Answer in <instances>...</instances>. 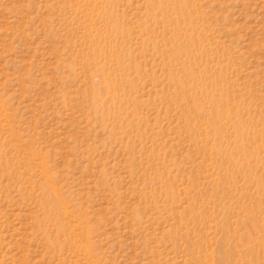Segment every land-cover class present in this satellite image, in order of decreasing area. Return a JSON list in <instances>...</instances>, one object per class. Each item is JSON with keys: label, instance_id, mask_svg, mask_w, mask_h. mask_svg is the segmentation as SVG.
<instances>
[{"label": "rangeland", "instance_id": "1", "mask_svg": "<svg viewBox=\"0 0 264 264\" xmlns=\"http://www.w3.org/2000/svg\"><path fill=\"white\" fill-rule=\"evenodd\" d=\"M0 264H264V0H0Z\"/></svg>", "mask_w": 264, "mask_h": 264}]
</instances>
